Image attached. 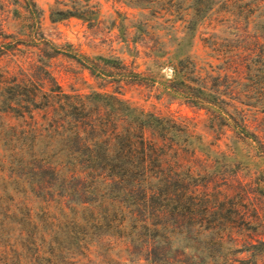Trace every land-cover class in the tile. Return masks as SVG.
<instances>
[{
    "label": "trees",
    "instance_id": "1",
    "mask_svg": "<svg viewBox=\"0 0 264 264\" xmlns=\"http://www.w3.org/2000/svg\"><path fill=\"white\" fill-rule=\"evenodd\" d=\"M126 1L138 10L122 54H71L110 90L63 88L52 42L23 43L20 61L0 41V58L14 57L0 65V264H264V172H238L235 151L191 117L118 90L154 85L158 99L204 107L217 135L225 123L235 140L264 147L247 121L256 84L264 90V24L231 19L211 48L219 62L204 67L193 39L217 0ZM78 5L58 12L81 17ZM216 154L235 171L201 173Z\"/></svg>",
    "mask_w": 264,
    "mask_h": 264
},
{
    "label": "rangeland",
    "instance_id": "2",
    "mask_svg": "<svg viewBox=\"0 0 264 264\" xmlns=\"http://www.w3.org/2000/svg\"><path fill=\"white\" fill-rule=\"evenodd\" d=\"M71 2L72 0H0V41L17 46L19 50L15 58L20 61L25 56L26 48L23 43L34 44L37 37L52 42L61 52L49 58L50 66L63 88L85 91L103 87L110 90L115 87L113 82H106L90 75L71 54L88 56L122 54L120 50H125L127 42L133 37L130 33L132 30L130 24L133 23L131 14L138 9L128 6L126 0H76L82 12L81 17L76 15L61 17L58 9L70 8ZM263 10L264 7H260L258 0L227 2L217 0L195 31L192 51L197 65L208 67V63L219 62L210 56L211 48L216 41L224 44V34L227 35L228 31L232 30L231 19L238 20L241 28L250 29L264 24L260 16ZM230 11L233 12L232 15H229ZM224 15L228 16L226 21ZM32 50L36 51L34 47ZM32 56L34 57L35 54ZM123 56L129 59L126 54ZM12 58L14 57L2 55L0 65L10 63ZM162 72L163 77H167L170 73L169 69H162ZM198 82L199 80H196L193 85L199 86ZM256 85L257 91L248 101L252 105L247 121L251 127L259 130L258 133L263 136L264 143V135L260 131L264 130V90L260 82ZM118 90L123 97L146 108L168 110L174 114L191 117L196 122L197 130L207 133V139L216 141L224 149L227 146L235 151V158L242 161L239 168L236 167L237 165H232L238 172H255V174L264 172V155L261 153L264 147L258 146L254 140L248 144L235 140L231 129H228L229 126L225 123L224 133L217 135L215 130L219 120L208 121L204 107L180 99H172L169 102V98L163 96L158 99L155 86L148 83L123 84ZM225 101H227L226 96H224ZM211 121L215 130L207 127V123ZM210 165V170H200L201 173L205 172L208 178L214 174L235 171L229 165V159L218 154L211 158Z\"/></svg>",
    "mask_w": 264,
    "mask_h": 264
}]
</instances>
